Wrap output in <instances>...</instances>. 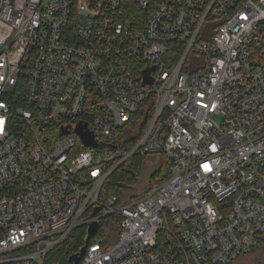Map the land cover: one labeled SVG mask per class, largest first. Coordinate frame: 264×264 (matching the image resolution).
Returning a JSON list of instances; mask_svg holds the SVG:
<instances>
[{
    "label": "built area",
    "instance_id": "1",
    "mask_svg": "<svg viewBox=\"0 0 264 264\" xmlns=\"http://www.w3.org/2000/svg\"><path fill=\"white\" fill-rule=\"evenodd\" d=\"M135 156H163L168 177L104 195ZM92 222L79 264L260 250L264 0H0V264H61L50 254Z\"/></svg>",
    "mask_w": 264,
    "mask_h": 264
},
{
    "label": "trees",
    "instance_id": "2",
    "mask_svg": "<svg viewBox=\"0 0 264 264\" xmlns=\"http://www.w3.org/2000/svg\"><path fill=\"white\" fill-rule=\"evenodd\" d=\"M148 112H151V110L146 109V107L142 108L133 118L134 120L137 121L140 120L139 126L138 124L136 126L137 127L136 134H138V136L139 134H141V130L145 122V121H141V119L143 115L145 114L147 115ZM136 140H137L136 138H133L131 141L132 144L133 142L135 144ZM152 158L156 159V166L152 170V173L149 175L147 188L152 189L160 185L168 177L169 163L166 162L165 158H163V156L144 157V158L135 156L131 160L132 162L131 166L134 169L133 173L129 171L123 172L124 170L122 168L116 170L115 173H113L110 176V179L107 181L106 185L104 186L103 194L110 196H118L123 198L122 196L123 190L125 189L133 190V188L131 187L137 183L141 172L144 169H146L148 163L151 162ZM118 222H119L118 218L107 219L101 222V230L103 229V227H105L107 232L113 233L115 235L118 231V225H117ZM84 233H85L84 228H79L74 230L73 233L68 237V239L61 246H59L58 254H56V256L52 260L54 262H58L61 264H68L69 257L77 253L80 247H82V245L84 244ZM262 249H264V240L259 251H261ZM254 253L256 252H253L252 254ZM240 260L241 259H239L238 261Z\"/></svg>",
    "mask_w": 264,
    "mask_h": 264
},
{
    "label": "rangeland",
    "instance_id": "3",
    "mask_svg": "<svg viewBox=\"0 0 264 264\" xmlns=\"http://www.w3.org/2000/svg\"><path fill=\"white\" fill-rule=\"evenodd\" d=\"M216 121L219 122L220 119L216 118ZM131 164H132L131 161L129 163H126L122 167V169L124 170L123 172L129 171V172L133 173L134 169L132 168ZM151 164H152V166H151ZM155 166H156V159L152 158L151 162L148 163L146 169H144L141 172L137 183L134 186L131 187V188H133L135 193H141L145 189H147V182H148V179H149V175L152 173V170L155 168ZM58 248H56L50 254L49 258L51 260L56 256V254H58ZM235 264H264V249L254 253V254H251V255H249L247 257H244L240 261H237Z\"/></svg>",
    "mask_w": 264,
    "mask_h": 264
},
{
    "label": "water",
    "instance_id": "4",
    "mask_svg": "<svg viewBox=\"0 0 264 264\" xmlns=\"http://www.w3.org/2000/svg\"><path fill=\"white\" fill-rule=\"evenodd\" d=\"M151 80L148 79V77H145V83L151 84ZM77 135L81 138L82 142L84 143L85 147H94L96 146L94 142L92 141V136L87 131H85V127L82 125H78L76 129ZM98 212V209H96L92 216H94ZM99 230V223L98 222H92L88 225L86 230V235L84 239V246L80 249L79 254H75L69 257V262L73 264H79L80 258L83 256L88 242L91 238H93Z\"/></svg>",
    "mask_w": 264,
    "mask_h": 264
}]
</instances>
